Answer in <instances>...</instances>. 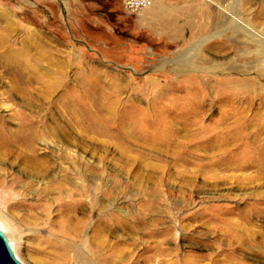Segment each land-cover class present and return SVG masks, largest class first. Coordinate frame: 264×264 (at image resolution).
<instances>
[{"label":"rangeland","instance_id":"374dc122","mask_svg":"<svg viewBox=\"0 0 264 264\" xmlns=\"http://www.w3.org/2000/svg\"><path fill=\"white\" fill-rule=\"evenodd\" d=\"M263 9L264 0H165L130 15L121 0H0L4 42L16 47L27 42L45 79L53 81L63 73L68 83L63 89L39 84L29 87L18 84L0 67V119L7 128L34 120L45 126H37L40 137L54 141L50 128L57 125L65 130L66 123H74L65 101L74 93L80 94L88 78L95 99V127L89 135L92 145L88 150L83 129L75 127L79 137L73 146L93 162L95 182L109 190L106 198L97 197L109 204L108 213L117 215L118 207L124 212L127 228L122 231L123 247L131 249L139 239V264H164L158 263L159 258L184 264L186 254L195 257L190 264H262L264 252H256V244L245 248L235 244V239L229 241L216 228H222V223L193 226L200 224L199 218L210 209L198 216L188 215L200 205L210 204L222 219L263 231L264 213L252 211L255 204L264 207V192L259 191L264 179L239 185L226 182L211 190L202 186L201 175L195 178L196 186L183 185L162 173L163 168L172 171L173 163L159 159L157 149L164 147L157 146L160 135L155 134L166 123L216 125L219 129L207 130L208 134H228L234 144L238 141L229 133L250 130L249 122L255 123L254 118L264 123V99L259 95L248 104L238 89L234 101H217L228 93L218 89L224 78L251 80L264 67L260 61L264 52L258 53L238 28L240 24L264 28ZM257 81L264 86V78ZM207 89L209 93L202 95ZM257 90L261 92L260 87ZM203 102L205 107L197 110ZM231 124H236L235 130H224L229 125L232 128ZM142 125L148 138L138 131ZM203 138L198 137L194 145ZM39 143L35 145L38 154L49 158L50 149ZM234 152L226 149L223 154ZM78 161L81 170L84 162ZM253 170L222 169L218 174ZM27 180L14 174L0 183V229L21 263L57 264L56 252L64 240L58 230L69 224L70 215L85 218L87 208L64 198L66 190L56 187V182L35 194V185L20 186ZM216 191L227 194L217 197ZM58 193L62 198L55 202ZM90 194V189L85 190L88 198ZM73 207L70 213L68 209ZM246 214V220L242 219ZM90 215L97 218L94 211ZM54 230L60 234L53 235ZM176 232L182 234L181 240ZM257 233L256 241L262 240L263 234ZM155 240L164 241L162 247L172 250V255H158L153 248Z\"/></svg>","mask_w":264,"mask_h":264},{"label":"bare ground","instance_id":"6f19581e","mask_svg":"<svg viewBox=\"0 0 264 264\" xmlns=\"http://www.w3.org/2000/svg\"><path fill=\"white\" fill-rule=\"evenodd\" d=\"M262 14L264 15V9ZM238 28L243 32L247 41L258 48V53L264 52L263 27L259 29L240 24ZM4 38L0 30V67L3 69V73L9 74L18 84L29 85V87L33 84H39L41 87L47 86L53 90L57 87H62L63 89L68 85L67 82H64L63 73L60 76H56L53 81L45 79L44 75L39 72L41 67L36 61L37 58L31 54V47L27 42L23 43L22 46L20 45L21 47H16L13 43H5ZM201 43L202 41L198 42L195 47L200 46ZM260 61L264 62V58H261ZM31 62L35 64L31 65ZM232 68L237 69L236 67ZM263 78L264 67L251 80H241L235 76L226 77L219 84L218 89L221 87L227 90L226 92L228 93L223 96L224 98L216 100L218 102L234 101L239 96L238 89L242 90L243 95L241 98L248 104H250L255 95H259L264 99V86H260L262 84L257 81V79L262 80ZM86 80V88L80 94L74 93L73 97L65 101L68 109L71 107L69 110L70 117L74 123H66L65 127L67 129L65 128V130L63 129L64 127L57 125L50 128L51 133L55 134L56 137L54 141H48L40 137L37 126H45L35 123L34 120L18 123L16 128H7L0 119V183L6 182L14 174H16L18 179L23 175L28 180L22 182L20 186L24 188L25 186L33 187L35 185L36 188L33 191L37 194L40 189L52 188L51 184L56 182V187L65 188L66 194L64 198L86 206L88 212L85 218H76L70 215L68 216L69 224L64 226L63 230H58L64 240H60L63 246L56 252L57 264H105L107 262L139 264L140 254L137 251L139 249L137 242L139 239L136 238L135 242L132 243L131 249L123 247L125 245V237L122 231L127 228L123 210L118 207L116 209L117 215L108 213L106 208L109 204L100 201L97 197L101 195L103 199L106 198L109 190L95 182L93 162L89 157L85 159V156L73 146L74 140L79 137L74 131L75 127L83 129L88 150L91 149L92 145L89 135L95 127L93 123L95 99L90 90L88 78ZM257 87H260L261 92H258ZM28 92L30 93L31 91ZM208 93L209 89L204 91L202 95ZM203 99L205 101V97ZM202 104L198 106L197 110L205 107V103L203 102ZM100 107L102 106L100 105ZM71 120L69 121L71 122ZM254 120H256L255 123L249 122L250 130L249 128H244L242 130L239 129L241 131L239 134L236 133L237 130L234 133H229L235 141H238L234 144L231 142L232 139L227 137L228 134L223 136L219 131L216 134H208L207 130L219 129V126L216 125L202 126L200 123H166L162 125L157 129L155 135H160L156 144L157 146H163L164 150L157 149V154L162 161L170 159L173 163L172 171L169 168H163L162 173L165 172L169 177L177 178L181 184L189 187L196 186V176L204 175V179L200 182L202 186H207L211 190H216L219 184L223 186L226 182L238 185L261 182L264 179V123L258 122L256 118ZM142 121V123H147L143 119ZM235 125H232V128L230 125L226 126L224 130H233ZM138 129L144 137L148 138L144 134L147 131L145 126L142 125ZM61 132H64L65 137ZM234 134L237 135L235 136ZM201 135L204 136L203 141L194 145L195 140ZM38 142H41L39 144L44 148L50 149L49 158L38 154L35 147ZM234 146H236V149H234ZM237 148L240 149L238 150ZM226 149L231 150V152L235 150L234 153L236 154L224 155L223 153ZM198 151H202L204 154ZM78 159H82L84 162L81 170L77 167ZM177 166L184 167V169L179 170ZM12 167H16V169L10 171ZM251 168H254V170L252 173L248 172V174H218L222 169L243 170L246 172ZM87 189H90V198L85 195V190ZM74 191H80V193L75 194ZM259 191L264 192V185ZM215 193L217 197H223L227 194L225 191H216ZM61 198L58 193L55 197V202ZM148 205L151 206L153 204L148 203ZM206 209H210L209 212L199 218L200 224H192L194 227L202 226V224L207 225L212 221L222 223V228L218 226L216 228L222 231L224 237H229V241L235 239V244L245 248L256 244V248L253 249L259 253L264 252V230L251 231L242 222L236 223L222 219L219 211L210 204L200 205L188 216H198ZM74 210V207L68 209L70 213ZM93 211L97 215L95 219L91 218L90 215ZM252 212L255 214L264 213V207H259L255 204ZM246 218L247 214L242 217L244 220ZM132 223L134 227H138L135 222ZM51 224L53 223L49 222L48 225ZM2 226L6 228L4 225ZM189 226L185 225V228H189ZM58 231L54 230L53 235H56V233L60 234ZM257 232L263 234L262 240L256 241ZM175 235L181 240L182 234L176 232ZM163 243L164 241L162 240L153 242V248L157 250L158 255H172V250L162 247ZM180 245H183V243H180ZM59 251L62 252L60 253ZM186 255L184 264H190V261L195 257L192 254ZM163 262L164 264L177 263L176 260L167 262L163 258L158 259V263Z\"/></svg>","mask_w":264,"mask_h":264},{"label":"water","instance_id":"95a60500","mask_svg":"<svg viewBox=\"0 0 264 264\" xmlns=\"http://www.w3.org/2000/svg\"><path fill=\"white\" fill-rule=\"evenodd\" d=\"M0 264H23L15 256L12 246L0 229Z\"/></svg>","mask_w":264,"mask_h":264},{"label":"built area","instance_id":"2783aa9c","mask_svg":"<svg viewBox=\"0 0 264 264\" xmlns=\"http://www.w3.org/2000/svg\"><path fill=\"white\" fill-rule=\"evenodd\" d=\"M163 1L165 0H121L124 11L130 15L148 9L156 2Z\"/></svg>","mask_w":264,"mask_h":264},{"label":"crops","instance_id":"0c3cea01","mask_svg":"<svg viewBox=\"0 0 264 264\" xmlns=\"http://www.w3.org/2000/svg\"><path fill=\"white\" fill-rule=\"evenodd\" d=\"M156 3H159V2H156ZM154 4H155V3H154ZM154 4H153V5H154ZM153 5H152V6H153ZM152 6H151V7H152Z\"/></svg>","mask_w":264,"mask_h":264}]
</instances>
